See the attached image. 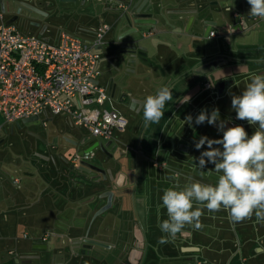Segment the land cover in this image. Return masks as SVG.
<instances>
[{"label": "crops", "instance_id": "obj_1", "mask_svg": "<svg viewBox=\"0 0 264 264\" xmlns=\"http://www.w3.org/2000/svg\"><path fill=\"white\" fill-rule=\"evenodd\" d=\"M228 6L240 12L251 25L249 30L239 31L227 24L225 31H218L219 35H223V39L233 44V53L224 51L226 55H222L226 58L229 57L228 55L234 57L229 68L208 76L190 72L189 68L210 58L215 49L204 50L202 49L203 40L191 41L187 36H181L177 40L176 47L170 43V35L163 33L153 40L158 56L155 63L156 69L150 74H144L139 68H135V74L130 76L132 84L125 88L127 93L122 96L123 103L129 105L131 98L153 95L162 86H169L172 89L173 100L167 102L163 119L159 123H150L147 126L144 124L138 143V152L134 149L132 155L122 150L119 156H114L108 161L102 158L97 164L111 169V174L119 178L117 183L108 179L105 184L119 190L122 194V200H117L114 207L107 213L104 225L115 216L119 217L118 221L126 222L127 230L132 227V224L139 225L148 249L163 250L165 255L169 254L166 250H176L173 253L174 256L181 254L193 256L204 260L207 264H264V220H258L255 215L242 222H236L225 210L209 212L204 209L201 217L202 228L195 229L188 226L175 238H170L165 243L160 242L165 234L161 232L159 222L167 218L166 209L161 206L163 191L177 183L183 187L190 182L189 177L192 180L215 185L219 176L212 170L214 165L211 163L202 169L204 172L201 175V170L196 163L201 152L207 150V144L197 150L195 143L203 136L209 139H221L223 132L217 128L216 132L215 129H211L212 134H210L204 128L208 123L197 125L196 117L202 110H206L208 115H211L214 109L219 110L220 101L223 106L230 105L233 91L238 90L237 95H241L246 84L250 82L251 73L264 74V41L258 39L237 45L233 40V35L245 32L256 31L264 35V19L256 17L254 21V17L249 15L250 5L247 0H233L228 3ZM224 26L219 24L220 28ZM164 28L161 27V30ZM216 38H219V41L223 40L217 35L212 37V39ZM55 39H57L56 35L53 40ZM98 67L100 75L102 72L105 74L103 75L105 83L100 81V75L98 81L107 87L109 75L106 73L109 67L102 53ZM101 67H103L102 71ZM205 81L210 82L209 89H204ZM184 97H190V100L187 103H181ZM128 105L123 104L122 108L128 110L132 118L143 112L135 114ZM189 115L193 118L191 124L184 122ZM232 115H236V112L227 114L226 120L225 118L221 120L225 128H227V119ZM50 120L52 118L47 119V121ZM142 122L144 123L143 119L133 126L135 133L141 128ZM243 122L246 132L251 136L256 126L250 125L246 120ZM117 132L124 133L126 128L124 131ZM116 136L114 135L112 141H103V143L110 142L107 149L121 140L120 136ZM67 138L80 144L77 148L67 142L66 151L71 153L88 148L99 140L89 135L77 139L70 134ZM213 147L222 148L220 145H213ZM61 155L64 154L44 153L42 156L52 158L53 163L49 162L50 159H42L44 161L41 165H33L32 169L28 168V172H24L29 176L34 175L31 171L39 172L42 184L39 187L28 186L23 189L20 185L21 180L14 175L15 168L1 162L0 204L25 201L31 208L29 212L31 217L45 223L44 230L55 235L68 234L72 238L83 235L89 230L91 217L89 208L83 204L87 191L80 186L79 181H74L61 173L64 168L59 158ZM155 160L161 163L160 169L153 165ZM12 176L18 178L19 187L13 181L10 184L13 187L9 186V179ZM16 187L18 189L15 191L13 188ZM100 219L96 218L95 221L100 222ZM184 250L187 251L183 252ZM3 258L0 257V260ZM157 264H166V262L161 261Z\"/></svg>", "mask_w": 264, "mask_h": 264}, {"label": "flooded vegetation", "instance_id": "obj_2", "mask_svg": "<svg viewBox=\"0 0 264 264\" xmlns=\"http://www.w3.org/2000/svg\"><path fill=\"white\" fill-rule=\"evenodd\" d=\"M128 1L73 0L70 3L59 2L58 0H36L35 7L32 5L28 6L30 13L25 12L23 9L17 11L16 9H7L0 5V21L2 20L4 23L10 21V25L14 27H26L37 31V33L41 30H44V34L54 31L57 32V37L61 32L70 33L69 29L78 30L80 33H85L86 36H78L75 33L70 34L84 41H91L95 32L102 26H106V32L102 37V45H104L106 35L110 36V38L106 39V44H109L114 39L115 31L125 24L124 15L126 11H129ZM227 10V15L235 20L229 26H234L235 29L242 31L239 25V16H244L231 6H227ZM235 13L238 14V17H235ZM219 24L220 22L212 27L209 32L210 39L203 41L210 44L217 42L218 48L212 52L210 58H206L200 64L189 68L190 72L208 76L230 67L229 65L234 60V57L228 55L229 57L224 61L220 56L224 54V51L233 53V44L223 39V35H219L218 31L222 30ZM157 32L154 31L152 34L153 38L158 35ZM211 32H214V37L217 35L223 40L219 41V38L212 39ZM178 39V37L174 36L171 38L170 43L177 47ZM111 53L107 51L104 54V59L109 69L108 62L114 59ZM146 57L148 64L140 70L142 71L141 73L150 74L156 69L155 63L158 56L155 51L150 50L147 52ZM208 60L211 61L209 62ZM222 63L225 64L221 65ZM13 127L14 124L9 125L8 128L12 130ZM8 128L4 127L2 129L6 130ZM40 141L44 145H49L46 139L41 138ZM49 148L52 150L57 149L53 144L49 145ZM72 154L66 157L69 159ZM36 155L38 158L30 163L31 168L33 165H41L43 163L38 150L35 152ZM113 156V154H109V149H107L103 159L108 161L113 159ZM116 163L118 162L116 161ZM24 166V168H28V164ZM113 178L115 183L119 182L118 177L113 176ZM108 179L109 177L106 175L105 182ZM15 185L20 186L19 182L15 183ZM18 187L13 189L16 191ZM107 189L115 191V201L121 199L122 194L119 190L110 186ZM91 194L92 192L89 190L83 200ZM30 209V206L21 200L19 202L0 204V257L3 258L5 254V258L0 260V264L9 261H13V264L15 262H17L16 264H49L50 260H53L54 264H101L104 262L105 264H157L161 261L166 262V264H207L204 260L193 256H184L182 254L174 256L173 253L176 250H166L169 253L168 255L163 254V250H149L139 225L132 224V227L127 230L126 222L118 221V216L112 217L105 225L104 222L100 224L94 219L90 222L87 232L71 238L68 234L55 235L48 233L44 230L42 221L31 217L29 214ZM185 251L187 250L183 252Z\"/></svg>", "mask_w": 264, "mask_h": 264}, {"label": "built area", "instance_id": "obj_3", "mask_svg": "<svg viewBox=\"0 0 264 264\" xmlns=\"http://www.w3.org/2000/svg\"><path fill=\"white\" fill-rule=\"evenodd\" d=\"M239 25L242 31L251 28L241 16ZM105 32L106 26H102L88 42L66 32L50 41L38 34L20 32L1 20L0 131L31 116H43L42 124L46 126L47 118L58 115H64L71 126L82 127L89 136L101 141L111 140L114 131H124L128 120L104 107L111 97L107 87L98 81V47L103 44ZM203 87L209 89L210 82L205 81ZM226 125L245 128L236 115L230 116ZM94 156V150L81 155L75 152L69 163L78 166L81 161L91 162ZM153 165L162 167L156 160ZM13 182L18 183V178H13Z\"/></svg>", "mask_w": 264, "mask_h": 264}, {"label": "clouds", "instance_id": "obj_4", "mask_svg": "<svg viewBox=\"0 0 264 264\" xmlns=\"http://www.w3.org/2000/svg\"><path fill=\"white\" fill-rule=\"evenodd\" d=\"M247 3L250 16L264 19V0H247ZM249 80L241 95L232 96L231 105L236 119L246 120L256 126V130L249 136L243 126L225 128L221 122L218 127L223 132L221 139L203 136L195 143L197 150L207 144V150L201 152L196 163L201 175L202 169L211 163L214 165L212 170L219 174L217 182L206 184L189 177L190 182L183 187L177 183L163 191L161 206L166 209L167 218L159 222V228L165 234L161 243L175 238L188 226L202 228L204 209L209 212L225 210L236 222L253 215L264 220V74L251 73ZM172 100L173 92L169 86H162L155 94L148 95L142 106L145 126L159 123L167 102ZM189 100L190 97H184L181 103ZM218 119V109L211 115L202 110L195 124L216 125ZM192 120L189 115L184 122L191 124Z\"/></svg>", "mask_w": 264, "mask_h": 264}, {"label": "water", "instance_id": "obj_5", "mask_svg": "<svg viewBox=\"0 0 264 264\" xmlns=\"http://www.w3.org/2000/svg\"><path fill=\"white\" fill-rule=\"evenodd\" d=\"M58 1L73 2V0ZM230 1L233 0H129L127 3L129 11H126L124 15L125 24L115 31L114 39L109 43L111 47L108 51L112 52L111 56L114 57L113 60L108 62L110 69L106 73L109 75L107 83L109 95L113 97L117 89H125L132 84L130 76L135 74V68L142 69L147 66V52L150 50L156 52L157 50L152 37L154 31H158V35L169 34L171 38L174 36L178 38L187 36L191 41L196 39L209 40V32L218 22L225 25L221 28L222 30L227 28V24L229 26L235 22L234 18H230L227 15V6ZM0 5L7 9L11 8L17 11L23 9L25 12L30 13L28 6L32 5L35 7L36 0H1ZM6 23L10 24L11 22L7 21ZM161 27L165 28L161 30ZM38 34L42 36L44 30L39 31ZM102 46H99L98 49H101ZM217 48V42L210 44L205 41L202 46V49L208 51ZM220 57L224 61L227 59L226 56ZM208 61L210 62L211 60ZM224 64L222 63L221 65ZM124 94L126 93L120 95L119 101H122ZM145 98H131L129 105L125 102L123 104L128 105V108L133 110L135 114H139L142 111ZM37 119V116H31L22 119V122H30ZM66 141L77 148L80 147L77 141L68 138H66ZM109 144L110 142L103 143V141L98 140L88 148L78 149L76 153L81 155L95 148L106 153ZM40 158L44 160L50 159L53 162L52 158H46L42 155ZM59 158L64 166L61 173L74 181H79L80 186L87 192L89 190L92 192L90 196L85 197L83 204L89 208L91 221L101 218L99 223L102 224L106 219L107 213L114 207L116 202L115 191L107 189L108 186L105 184L106 175L111 181L114 180L111 169L85 161H81L78 166H74L69 164V159L65 155H61ZM2 264H13V261ZM49 264H54V261L50 260Z\"/></svg>", "mask_w": 264, "mask_h": 264}, {"label": "rangeland", "instance_id": "obj_6", "mask_svg": "<svg viewBox=\"0 0 264 264\" xmlns=\"http://www.w3.org/2000/svg\"><path fill=\"white\" fill-rule=\"evenodd\" d=\"M15 27L20 32L23 33L38 34L37 31L33 29L20 27V26H15ZM69 32L75 33L78 36H86L85 33H80L78 30L69 29ZM56 33L57 32L54 31L47 32L42 37L50 41H53ZM107 38H110L108 34L105 37V44L101 48L102 54H105L108 51V49H110L111 47L110 44H106ZM258 39L264 41V35L256 31L252 33L245 32V33H239L233 35V40L235 41V43H237V45L245 44L247 41L254 42L257 41ZM102 68L103 67H101V71ZM103 75L105 74L102 72V74L100 75V81L104 84L105 81ZM238 92H239L238 90L233 91L234 95H237ZM122 93H127V90L117 89L114 96L106 100L104 104L105 108L109 110H114L118 113H122L128 120V126L126 127V132L119 133L117 131H114L115 137H117L116 135L121 137V140H119V142H115L109 147V154H113L114 156H119V154L123 152L122 150L133 155V150L138 149V143L144 129V123L142 122L143 124L141 128L138 129L137 133L134 132L133 126H135L136 123L139 124L140 120L143 119V112L139 116L132 118L129 114V111L122 108L123 101H119V96ZM218 107H219V119L217 121V124L216 125L207 124L204 126L205 131H208L210 134H212L211 129L212 130L215 129L214 131L216 132V129L219 127V123L221 122L222 119L226 117L227 114L235 112L231 104L223 106L221 101L219 102ZM43 119L44 117L42 116L37 120L30 122H22V120H20L19 124L17 123L14 124L12 130L8 128L9 126H6L8 129L6 130L2 129L0 131V163L5 162L15 168L16 171L14 175L15 177H18L21 180L20 182L21 189L28 186L39 187L40 184H42V178L39 172L31 171V173L34 174L33 176L24 174L25 171L28 172L27 170L28 168H31L30 163L38 158L37 155L35 156V152H37V150L39 155L40 154L43 155L46 152H50L51 155H54L59 152L61 154H64L65 156H69L71 152L66 151L67 150L66 148L68 146V143L66 141L67 135L71 134L77 139H80L81 136H88V132L84 128L71 126L64 115L54 116L52 120L47 121L46 126H43L42 124ZM0 122L1 123L3 122V118L1 115H0ZM34 134L37 135L39 138H37V136H35ZM192 135L194 136V132ZM41 138L44 140L46 139L50 146L53 144L55 147H57V149L52 150L49 148V145H44L40 141ZM114 145L116 146L114 147ZM94 151H95V156L91 159V161L94 164H99L101 162V159L103 158L104 152H102L98 148H95ZM49 162L51 163L52 160H50ZM25 164H28L27 169L24 168ZM10 184H12V179H9V186H11L12 188L13 186Z\"/></svg>", "mask_w": 264, "mask_h": 264}]
</instances>
